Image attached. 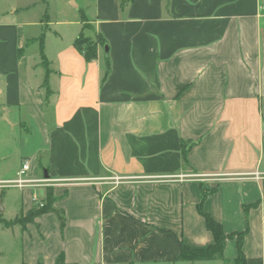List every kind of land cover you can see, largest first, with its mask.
Instances as JSON below:
<instances>
[{
	"label": "crops",
	"instance_id": "crops-1",
	"mask_svg": "<svg viewBox=\"0 0 264 264\" xmlns=\"http://www.w3.org/2000/svg\"><path fill=\"white\" fill-rule=\"evenodd\" d=\"M120 2L96 0L91 17L74 2L107 47L90 62L74 46L80 15L68 38L49 18L34 36L0 26V183L28 162L49 182L17 188L14 218L47 189L65 218L62 232L54 214L0 227L17 264H231L235 239L222 260L176 261L181 243L213 244L199 184L217 187L202 212L247 231L246 264H264V0Z\"/></svg>",
	"mask_w": 264,
	"mask_h": 264
},
{
	"label": "rangeland",
	"instance_id": "rangeland-1",
	"mask_svg": "<svg viewBox=\"0 0 264 264\" xmlns=\"http://www.w3.org/2000/svg\"><path fill=\"white\" fill-rule=\"evenodd\" d=\"M79 5V9L84 6L85 15H94L96 0H71ZM46 15V16H45ZM75 15H80L75 8L70 6L68 0H0V26H20L30 36L38 35L40 28L38 25L49 18L50 29H56L66 38L70 37L73 29L77 28L67 23L75 22ZM84 15V14H83ZM91 19L85 18L82 31V48L97 42V37L91 31ZM39 176L40 173L38 174ZM0 191L4 194L0 196V205L5 209L4 219L10 220L18 213L19 195L18 189L12 185H1ZM0 229V251L4 255L0 256V264H17L18 247L10 243L8 234Z\"/></svg>",
	"mask_w": 264,
	"mask_h": 264
},
{
	"label": "trees",
	"instance_id": "trees-1",
	"mask_svg": "<svg viewBox=\"0 0 264 264\" xmlns=\"http://www.w3.org/2000/svg\"><path fill=\"white\" fill-rule=\"evenodd\" d=\"M120 1H121L120 6L122 9L123 6L126 4V2H128V0H120ZM80 16H81V22L83 23L84 17L83 15ZM83 42L84 41L82 40V33H80L74 42V46L75 48H77L79 52L83 54L84 59L87 62L93 61L97 58L98 47L102 48L103 46H105V41L100 36L97 37L96 43L92 45H88L84 49L81 47ZM42 44H43V38L41 36L39 38V52H40L39 55L41 59V65L45 70L42 86L46 92V96H48L50 93L48 86V77L50 71L48 70L47 61L43 54ZM20 53L21 51H19V55ZM104 66H105V72H104V78H105L109 73V59L107 57L104 58ZM182 157L184 163H186V151L184 148H182ZM199 188H200V201L196 209L199 215L204 219L207 231H209L213 237V244L207 247L206 249L194 250L188 248L187 246L181 243L180 252L176 261L194 263V262H212V261L222 260L226 241L235 239L237 256L231 264H246L244 254L242 252V243H243V238L246 235L247 231L241 233H231L229 235H226L223 231L222 226L219 223L215 222L209 215H206L202 212L203 202L206 200L207 197H209L216 191L217 187L211 189L209 187H206L205 185L199 184ZM54 202H55V198L52 195V191L50 189H47L44 199L42 201V207L39 208L37 206H34L35 208L34 211L30 212L27 216L25 217L16 216L14 219L10 221L5 220L2 217V215H0V227L7 230H12L15 226H20L21 228H24L27 224L34 223L35 219L45 214H54L59 221L60 230L62 232L65 225L64 214L61 210H57L53 208ZM248 209L249 207L243 206V212L245 214L247 213ZM54 264H62V258L59 257Z\"/></svg>",
	"mask_w": 264,
	"mask_h": 264
},
{
	"label": "built area",
	"instance_id": "built-area-1",
	"mask_svg": "<svg viewBox=\"0 0 264 264\" xmlns=\"http://www.w3.org/2000/svg\"><path fill=\"white\" fill-rule=\"evenodd\" d=\"M29 170V163L28 162H24L21 165L20 171L17 174V178L13 181H7V182H2L0 183L1 185H12L15 188L18 189H23L26 187H40V186H45L49 181L46 179H32L30 177L27 176V172ZM32 202L35 204V206L37 207H42V203L39 202L38 197L33 195L32 196Z\"/></svg>",
	"mask_w": 264,
	"mask_h": 264
},
{
	"label": "water",
	"instance_id": "water-1",
	"mask_svg": "<svg viewBox=\"0 0 264 264\" xmlns=\"http://www.w3.org/2000/svg\"><path fill=\"white\" fill-rule=\"evenodd\" d=\"M70 5L73 6V7H76V5H75L74 2H70ZM104 51H105V53L107 54V47H106V46H104ZM44 176H45V178L47 177V176H46V173H44ZM2 213H3V208H2L1 205H0V214H2Z\"/></svg>",
	"mask_w": 264,
	"mask_h": 264
}]
</instances>
